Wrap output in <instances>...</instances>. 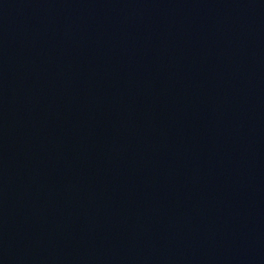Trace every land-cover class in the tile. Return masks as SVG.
I'll return each instance as SVG.
<instances>
[{"label": "water", "instance_id": "obj_1", "mask_svg": "<svg viewBox=\"0 0 264 264\" xmlns=\"http://www.w3.org/2000/svg\"><path fill=\"white\" fill-rule=\"evenodd\" d=\"M0 264H264V0H167L0 81Z\"/></svg>", "mask_w": 264, "mask_h": 264}]
</instances>
